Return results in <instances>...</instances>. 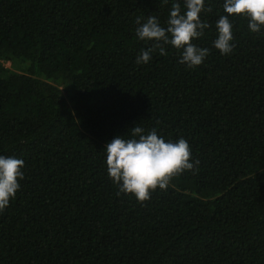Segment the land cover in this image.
Returning a JSON list of instances; mask_svg holds the SVG:
<instances>
[{
	"label": "trees",
	"instance_id": "obj_1",
	"mask_svg": "<svg viewBox=\"0 0 264 264\" xmlns=\"http://www.w3.org/2000/svg\"><path fill=\"white\" fill-rule=\"evenodd\" d=\"M172 4L0 0V155L24 161L0 212V264H264V27L234 14L221 55L223 0H206L201 65L170 45L135 63L153 43L136 18L166 25ZM135 124L184 138L199 161L144 201L104 163L105 143Z\"/></svg>",
	"mask_w": 264,
	"mask_h": 264
},
{
	"label": "clouds",
	"instance_id": "obj_2",
	"mask_svg": "<svg viewBox=\"0 0 264 264\" xmlns=\"http://www.w3.org/2000/svg\"><path fill=\"white\" fill-rule=\"evenodd\" d=\"M168 2L163 0V3ZM205 10L206 0H183V7L173 0L166 25H161L155 16L137 17V39L153 43L151 47L140 50L135 63L147 64L153 52L166 55L165 45H170L179 51V63L188 68L201 65L210 49L193 41L209 27L200 16ZM223 10L225 14L215 21L216 38L212 47L226 55L234 48L230 17L241 15L247 19L250 32H260L264 27V0H223ZM130 129V136L115 135L103 147L107 174L119 192L132 194L137 200L144 201L157 187L165 189L173 175L191 170L194 163H199L191 159L190 146L182 137L166 141L155 128L146 132L135 124ZM23 167L22 159L0 155V212L7 208L19 190Z\"/></svg>",
	"mask_w": 264,
	"mask_h": 264
},
{
	"label": "rangeland",
	"instance_id": "obj_3",
	"mask_svg": "<svg viewBox=\"0 0 264 264\" xmlns=\"http://www.w3.org/2000/svg\"><path fill=\"white\" fill-rule=\"evenodd\" d=\"M5 64L8 68L12 69V70H18V64H16L13 61H5Z\"/></svg>",
	"mask_w": 264,
	"mask_h": 264
}]
</instances>
